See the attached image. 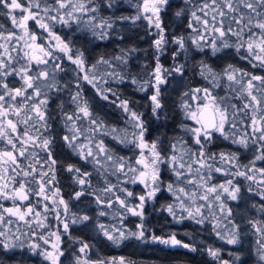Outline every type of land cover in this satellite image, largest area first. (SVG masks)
Here are the masks:
<instances>
[{
    "label": "snow or ice",
    "instance_id": "6c2138e0",
    "mask_svg": "<svg viewBox=\"0 0 264 264\" xmlns=\"http://www.w3.org/2000/svg\"><path fill=\"white\" fill-rule=\"evenodd\" d=\"M173 2L134 0V15L116 16L113 13L110 17H104L100 15L101 11L117 9L120 0H51V4L48 0H0V7L8 10L6 14L13 25L12 30L0 32V201H12L11 207H4L0 203V226H3L0 227V246L5 249L16 247L13 243L5 242L19 239L4 230L13 223L12 217L28 225L35 219L38 228H46L53 227L45 224L48 213H51L53 219L59 222L55 225L56 231L48 232L49 239H45L44 235H40L39 239L47 245L54 237V242L51 243L50 251L41 249L39 254L50 264H61L60 258L64 255L61 249V228L63 234H68L70 223H83L91 219L88 215L73 214V218L67 217L68 201L63 198L58 186V160L53 156L56 137L51 129L49 109L52 98L49 93L53 90L68 92L74 105L71 113L64 111L61 114L64 134L60 140L81 160L94 165L93 171L102 178L104 186L98 190L99 194H95L98 205L111 208L116 203L123 217L130 215L143 220L145 205L154 201L158 193L167 191L174 197V202L166 205V211L178 223L192 219L203 224L209 216L215 218L210 207L215 205L217 212L223 214L231 225L225 234L217 223L213 226L216 235L229 245L242 244L241 226L229 219L232 210L227 201H236L240 196L241 188L233 182L237 177L264 185V168L255 167L256 161H264V75H255L234 65H228L221 73H217L203 60L195 65L194 70L209 81L210 87L189 88L182 94L187 99H182L179 107L185 120L193 123L189 125L182 122L181 128L192 143L189 145L187 140H179L177 143L181 151L177 154V144L170 143L164 147L159 137L148 138L149 126L144 113L134 111L129 107L127 99H119L110 87L105 88L108 80L92 71L98 64L107 65L112 71L105 75L124 82L125 75L117 73L112 64L113 59L123 65L127 64L124 50H121L124 54L120 56L112 59L100 57L96 64H89L83 49L76 47L73 40L54 31L57 24L69 29L76 25L77 30H81L80 26L83 25L95 38L104 40L118 21L146 22L147 33L153 37L154 64L142 80L133 76L127 79L138 91L148 93L145 99L149 102L150 114L155 120L165 115L164 86L169 84L171 77H184L188 71L185 63L176 62L181 52L189 51L186 44L200 52L209 47L213 54L222 49L235 48L241 59L253 67L264 69V0H204L202 6L193 5L192 0H183L177 6L175 16L179 17L187 11L199 26L193 28L192 23H189L188 27L195 35L190 33L187 37L169 33L162 19V13L171 8ZM225 18H230L227 27L224 24ZM29 21L43 30L41 36L30 29ZM45 34L47 39L44 38ZM233 38L235 42L229 43ZM217 41H220L219 46ZM170 45L175 46L172 49L173 64L166 67L160 58ZM64 61L75 66L72 70L76 73V79L75 83L58 85L56 73L66 71L62 67ZM9 77L13 80L18 77L20 85L17 87ZM220 80L228 82L227 87L233 93L231 98L227 94L213 95L216 88L220 87ZM85 83L92 87L99 98L116 104L126 114L131 132H120L114 127L109 130L94 115L91 102L83 95L82 85ZM110 95L115 99L110 100ZM238 98H242V106L233 102ZM197 100L201 102L195 103ZM84 123L88 125L87 128L83 126ZM238 125L243 129L242 133L238 131ZM97 134H110L118 143L130 146L134 157L117 155L105 147L102 139H95ZM220 137L244 148H248L251 143L255 152L253 160L242 165L234 153L209 151L215 139ZM217 161L223 167L217 166ZM162 165L170 166L176 183L165 184L161 178ZM194 165L195 177L192 176ZM63 167L73 173L80 189L71 194V199L79 200L86 193L94 195L91 179L93 172L81 170L72 163ZM213 173H222L232 178L212 184ZM109 175L116 176L119 182L111 183L107 179ZM185 182L203 191L198 193L178 186ZM120 184H140L143 191L134 193ZM257 194L264 198V191ZM25 201L28 203L24 204ZM206 208L208 211H203ZM259 208L264 212V204ZM106 214L104 211L99 212L100 216ZM248 224L259 234L257 252L260 260L264 261V220H249ZM97 227L107 240L115 244L129 237L140 240L150 238L163 245L196 251L192 245L178 240L175 233L167 237L149 233L146 237L148 230L143 223L137 226L136 232L118 227L110 229L104 224H98ZM33 235H36L35 231ZM30 247L36 251L40 245L32 244ZM78 251L83 255L76 257V264H132L123 258L119 261L101 259L93 262L87 257L89 245L83 241H79ZM207 251L220 264H230L229 260L221 258L220 249L208 248ZM239 259L237 255L234 261Z\"/></svg>",
    "mask_w": 264,
    "mask_h": 264
},
{
    "label": "trees",
    "instance_id": "16d2710c",
    "mask_svg": "<svg viewBox=\"0 0 264 264\" xmlns=\"http://www.w3.org/2000/svg\"><path fill=\"white\" fill-rule=\"evenodd\" d=\"M182 2L183 0H174L172 7L166 9V11L162 13V19L167 25L169 33L184 35L185 37L190 33L195 35L188 25L192 23L193 28L199 26L192 20L190 14L187 11L179 17L174 14L177 10V6L181 5ZM48 3L51 4V0H48ZM132 3H134V0H120V6L117 9L102 10L100 15L110 17L115 13L116 16H132L135 13ZM192 3L193 5L202 6L204 0H192ZM7 11V9L0 7V32L6 33L13 29L11 18L6 14ZM197 14L199 15V13ZM86 19L85 17V20ZM229 23L230 18H225V27H227ZM232 26L235 28L234 24ZM29 27L38 36L42 35L43 30L39 29L32 21L29 22ZM80 28L81 30H77V26L73 25L72 28L69 29L66 26L57 24L54 31L62 37L73 40L76 47L83 49L89 64H96V61L100 57L112 59L113 57L126 53V65L121 64L118 60H112V64L115 65V71L121 75H125L126 79L124 82L107 77L105 74L112 71V68H109L107 65L98 64L92 71L97 73L98 76H103L108 80V83L104 85L105 88L110 87L118 94L119 99H127L129 101V107L134 111L144 113V118L148 121L149 126L150 135L148 138L159 137L164 147H167L170 143L177 144V153H179L181 149L177 143L179 140H187L189 145L192 143L191 139L185 135L181 128L182 122L184 124H190V120H185L179 107L182 99H185L182 94L188 91L189 88L210 87L209 81L204 80L194 70L195 65L203 60L217 73H221L228 65H234L238 69H243L255 75H264V69L253 67L248 61L241 59L240 54L237 53L235 48L222 49L213 54L212 49L209 47H205L204 51L200 52L194 47L186 44L189 51L187 53L181 52L180 55L177 56L176 62L185 63L188 71L185 73L184 77H171L169 79V84L164 86L165 115L162 116L160 120H155L151 117L149 102L145 99L148 93L138 91L127 79L129 76H133L137 80H142L154 64L155 50L151 43L153 37L147 33L146 23L144 21H136L135 23L118 21L114 25V28L109 31L108 38L104 40L95 38L87 29L83 28V25H81ZM234 42L235 38L229 41V43ZM216 43L217 46L220 45V41ZM174 47V45H170L168 51L160 58L161 63L166 67H170L173 64L172 49ZM132 49H134V51H129ZM121 50H124V53H122ZM62 67H64L66 71L56 73L57 84L75 83L76 73L72 70L75 66L71 65L70 62L64 61ZM13 83H15L17 87L20 85L19 79L13 80ZM219 83L220 87L216 88L214 95L218 94L224 96L227 94L231 98L233 93L227 87L228 82L220 80ZM82 87L83 95H85L92 104L94 115L98 116L109 130L114 127L120 132L132 131L126 114L123 113L116 104L99 98L90 85L85 83ZM233 87L238 86L233 85ZM74 90L75 89H73V91ZM49 95L52 97L49 102L50 115L52 118L50 120V125L56 137L53 156L58 160L56 179L63 198L68 201L67 217L71 219L73 218V214H75V216L88 215L91 217L89 221L83 223H70L68 234H63L61 228V249L64 251V255L60 258L61 264H76V257L78 255H83L78 251L79 241H83L89 245L87 257L93 262L101 259L105 261H119L120 258H123L126 262L131 261L132 264H220L219 260L214 259L207 251L208 248H214L220 249L221 258L229 260L230 264H232L237 255L240 259L235 260L234 264H264V261L260 260L259 253L257 252V248L259 247L257 244L259 234L255 233L248 224L249 220H264V212H261L259 208L261 204H264V198L257 194L258 192L264 191V185L254 184L251 181L245 180L243 177H237L233 181L239 184L241 193L236 201L229 200L227 204L232 210V215L229 219L241 226L242 244L240 245H229L225 241L220 240L216 235L213 226L217 223H219L220 230L224 231L225 234H227L228 229L231 228L228 220L221 217V214L217 212L216 208L212 211L215 214V218L209 216L208 220L203 224H198L192 219H184L178 223L166 211V205L174 202V197L167 191L158 193L154 201H149L145 205L143 220H141L140 217L130 215L125 218L121 215L122 210L119 208L118 204L113 203L111 208H106L96 203L95 194H99L98 190L104 186L102 178L93 171L94 165L81 160L79 156L66 148L60 140V136L64 134V124L61 114L64 111L71 113L74 109L68 92H56L53 90ZM112 99L115 98L110 95V100ZM233 101L238 106H242V98ZM83 126L85 128L88 127L86 123H84ZM242 132L243 129L241 128L240 133ZM95 139L97 141L102 139L105 147L113 150L121 157H134V151L130 146L118 143L117 140L112 139L110 134H97ZM85 142L87 143V141ZM208 150L213 153H234L239 157V163L242 165L249 164L255 155L251 143L248 148H244L222 137L215 139ZM69 163L75 164L80 167L81 170L93 172L91 179L94 195H88L86 193L79 200L70 198L71 194L80 189L75 183L76 178L73 173L67 172L65 167H63ZM216 165L222 166L218 161ZM193 167L195 169L196 166L194 165ZM255 167L264 168V161H256ZM161 168V178L165 184L176 183V177L170 170V166L162 165ZM192 176L195 177L194 170ZM230 178L232 177H226L222 173H213L211 183H223L226 179ZM107 179L113 184L119 182L116 176L109 175ZM120 179L122 180L123 178L121 177ZM179 185L185 187L186 190L189 191H197L198 193L203 191L202 188H194L193 185L187 184L186 182ZM120 186L127 187L134 193H141L143 191V186L140 184H120ZM249 189H251V191H249ZM197 203L204 202L198 201ZM100 211H104L107 214L100 216ZM203 211L207 212L208 210L203 209ZM61 218H63V213H61ZM46 221V225L53 227L42 228L41 234L32 226H27L28 228L25 229L14 230L13 223L9 225V234L14 237H19V239L17 240L14 238L11 241H5L6 243L15 244L16 247L14 248L5 249L3 246H0V264H50L49 261L45 260V258L39 254L41 249H50V246L46 248L44 241L39 239V236L44 235L49 239L47 235L48 232L56 231L55 225H58L59 222L53 219L51 213H48V219ZM141 223H143L144 228L148 230L146 232V237L149 236V233L162 237H167L169 234L175 233L178 240L192 245L195 247L196 251H191L190 249L179 246L173 247L163 245L159 242L152 241L150 238L140 240L135 237H129L121 243L115 244L107 240L97 227L98 224H104L110 229L112 227H118L136 232L137 226ZM33 231H35L36 235H33ZM53 240L54 237L51 241ZM32 244H39L40 248L33 251L30 247Z\"/></svg>",
    "mask_w": 264,
    "mask_h": 264
},
{
    "label": "rangeland",
    "instance_id": "374dc122",
    "mask_svg": "<svg viewBox=\"0 0 264 264\" xmlns=\"http://www.w3.org/2000/svg\"><path fill=\"white\" fill-rule=\"evenodd\" d=\"M30 22V21H29ZM146 23V22H145ZM36 26H38V25H36ZM44 38L45 39H47V37H46V34L44 35ZM38 43H39V40H38ZM21 63H23V62H21ZM10 81H12L13 82V78L12 77H9L8 78ZM15 79H19L18 77H16ZM213 95H214V92H213ZM226 95V94H225ZM185 99H187L186 97H185ZM201 101H199V100H197V101H195V103H200ZM234 102V101H233ZM189 103H193V101H189ZM235 103V102H234ZM193 122L192 121H190V124L189 125H191ZM240 130H241V128L239 127V125H238V131L240 132ZM179 147L181 148V146L179 145ZM179 151H181V149L179 150ZM180 153V152H179ZM179 153H177V154H179ZM193 170H194V167H193ZM180 186V185H179ZM35 199H39V198H35ZM210 200H211V197H210ZM33 202H35V200H33ZM0 203H2L3 205H4V207H11L12 206V201H10V200H2V201H0ZM48 203H50V202H48ZM24 204H26V203H24ZM210 207H211V211H214V209L216 208V206L215 205H210ZM37 210H39V208H37ZM206 210H208L207 208H206ZM177 211L179 212V209H177ZM214 213V212H213ZM216 213V212H215ZM221 214V213H220ZM221 217H224V215L223 214H221ZM12 220H13V229L14 230H18V229H25V228H28L27 226H32L35 230H37L38 231V233L39 234H41L42 232H41V230H42V228H38L37 227V225H36V223H35V219H33V223L31 224V225H28V224H25L23 221H17L16 220V218H14V217H12L11 218ZM45 224H47V221H45ZM1 227H3V226H1ZM4 230H6V231H9V226H7V228H5ZM37 236H38V234H37ZM45 237V236H44ZM45 239H47V237H45ZM52 242H54V240L53 241H51L50 240V242H49V244H47L46 245V248L48 247V246H50L49 248V251L51 250V243Z\"/></svg>",
    "mask_w": 264,
    "mask_h": 264
},
{
    "label": "water",
    "instance_id": "95a60500",
    "mask_svg": "<svg viewBox=\"0 0 264 264\" xmlns=\"http://www.w3.org/2000/svg\"><path fill=\"white\" fill-rule=\"evenodd\" d=\"M28 201H25V202H23V203H27Z\"/></svg>",
    "mask_w": 264,
    "mask_h": 264
}]
</instances>
